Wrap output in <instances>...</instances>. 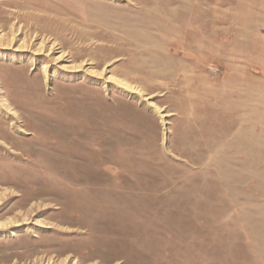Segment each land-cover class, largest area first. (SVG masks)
I'll use <instances>...</instances> for the list:
<instances>
[{
  "label": "rangeland",
  "instance_id": "obj_1",
  "mask_svg": "<svg viewBox=\"0 0 264 264\" xmlns=\"http://www.w3.org/2000/svg\"><path fill=\"white\" fill-rule=\"evenodd\" d=\"M0 264H264V0H0Z\"/></svg>",
  "mask_w": 264,
  "mask_h": 264
},
{
  "label": "bare ground",
  "instance_id": "obj_2",
  "mask_svg": "<svg viewBox=\"0 0 264 264\" xmlns=\"http://www.w3.org/2000/svg\"><path fill=\"white\" fill-rule=\"evenodd\" d=\"M47 68H48V65H47V63H45V62H42V65H41V68H40V69H41V71H43V72L45 71V72H46V71H47V70H46ZM131 91H133V92H134L135 90H133V89H132ZM136 91H137V89H136ZM136 91H135V92H136Z\"/></svg>",
  "mask_w": 264,
  "mask_h": 264
}]
</instances>
